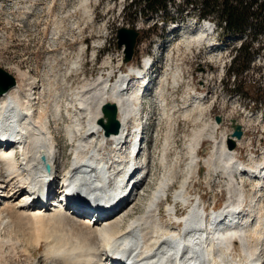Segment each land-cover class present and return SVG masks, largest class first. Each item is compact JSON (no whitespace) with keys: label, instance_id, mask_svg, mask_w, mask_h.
I'll list each match as a JSON object with an SVG mask.
<instances>
[{"label":"bare ground","instance_id":"6f19581e","mask_svg":"<svg viewBox=\"0 0 264 264\" xmlns=\"http://www.w3.org/2000/svg\"><path fill=\"white\" fill-rule=\"evenodd\" d=\"M200 26L202 29L193 36L197 42L204 41L212 30V24L208 21H203ZM148 60L144 61L142 69L131 68L129 74L122 73L114 80L108 73L105 78L84 81L79 91L75 92L77 109L72 116L68 114L70 126L66 125L65 133L72 157L67 168L61 163L57 141L51 131V118H59V112L55 109L54 117L50 118L40 105L43 103L39 101L42 97L38 98L37 92H33L34 88L31 87L34 83L29 81L26 73L18 71L23 85L15 81L5 93L0 94V139L6 137V133L13 135L11 145L6 149L0 146V244H10L7 252L1 245L0 258L9 255L16 260L19 249L25 264H121L127 260L134 264H264V210L259 209L254 213L264 196L260 168L263 163L257 165L251 161L250 166L241 163L235 151L227 148V140L231 139L240 146L245 137L232 138L231 130H227L229 133L223 131L217 139L214 134L220 125L216 121L193 133L187 147L190 159L187 169L195 167L193 172L204 164L213 174L221 170L228 180V200L224 208L217 210L207 226L200 211L201 208L206 211L201 197L192 198L186 193L187 183L190 182L187 176L174 195L175 204L165 207L171 221L175 219L177 224L182 223L183 228L165 227L160 221L159 212L172 183L171 176L166 173L149 197L143 214L131 220L136 201L150 177V162L146 157L141 159L145 139L139 118L145 91L148 90L140 76L150 64ZM158 94L157 98L162 100L163 92L159 91ZM201 100L202 97L197 96L194 103L199 104ZM105 103L115 105L119 123L117 134L108 137L103 135L98 124L100 119L104 120L101 106ZM245 118L249 123L259 121L258 117L251 115ZM132 121L137 122L134 127L131 126ZM231 121L239 125L242 134H245L239 120ZM204 139L213 145L208 159L201 164L197 152ZM132 142L138 146L136 155H133L134 151L129 152L127 159L118 160L123 173L117 181L106 184V177L110 175L109 162L116 159L106 158V145L110 143L112 149H117L120 146L128 147ZM14 151H18V157H13ZM41 156L45 159L44 163L50 166L48 174L40 171L44 166L39 160ZM143 165L147 170L145 177L131 187L128 182L133 181L136 170L139 173ZM242 179L255 180L253 188L257 195L244 192L240 186ZM28 181L39 187L40 199L34 200L28 194L31 193L26 187ZM69 181L72 184L68 187ZM63 185L66 187L63 188ZM48 188H57L61 193L62 189L74 190H71L73 201L70 207L63 208L55 198L44 203V191ZM128 192L121 208L110 213L117 207V199ZM88 203H95L91 213L84 211V208L91 206ZM176 203L189 205L185 216L178 218L177 212L173 216ZM126 218L130 219L127 224ZM21 224L28 232L18 230L21 232L20 238L15 230L24 229L23 226L19 227ZM123 225L126 226L125 230ZM42 242L45 243L42 255L37 260L29 249H41ZM21 245L24 247L19 248Z\"/></svg>","mask_w":264,"mask_h":264},{"label":"rangeland","instance_id":"374dc122","mask_svg":"<svg viewBox=\"0 0 264 264\" xmlns=\"http://www.w3.org/2000/svg\"><path fill=\"white\" fill-rule=\"evenodd\" d=\"M18 1L0 0V6L8 10L0 16V68L22 85L19 72L26 73L29 81L34 83L31 87L33 92H37L38 98L42 97L40 105L50 118L54 117L55 109L59 112L58 119L51 118V131L64 168L72 159L70 143L65 136L68 116L77 109L78 101L74 96L84 81L105 78L108 73L114 75V80L131 68L142 69L145 60L153 63L151 76L155 77L147 85L139 117L145 139L141 159L146 157L150 162V177L136 201L131 220L143 214L149 197L166 173L171 176L172 183L166 193L169 196L160 204L159 212L165 227L183 228L182 223L177 224L175 219V222L171 221L165 207L175 204L174 195L187 176L190 177L187 195L192 198L200 196L206 210L224 208L228 200V180L221 170L213 174L204 164L193 172L195 167L187 169L190 160L187 147L193 133L211 122L215 123L216 116L227 123L232 119L239 120L243 124L245 138L251 139L252 149L257 150L256 158L264 159V135H261L264 130V50L255 53L250 60L249 57L241 58L247 64L244 68L235 64L234 70L240 74L234 80L228 77L229 63L243 38L220 39L214 31L204 41L197 42L193 36L202 29L201 22L195 21L191 15L183 19L179 17L180 10H185L181 0L168 7V15L174 21L166 23L155 16L144 18L133 11H125L124 6L131 0H20L22 3L13 7ZM122 28L139 32L132 60L127 64L123 63V49L117 48V35ZM255 42L260 48L264 38L258 37ZM159 91L163 92L162 100L157 98ZM197 96L202 97L199 104L194 103ZM250 115L258 117L259 121L249 123L245 117ZM132 122L134 127L137 122ZM222 127H218L214 134L217 139L223 132ZM259 140L263 146L259 144L256 149ZM243 144L235 148V153L247 163L245 165L250 166L251 162L246 158V148L250 145ZM212 145L208 139L199 145L197 154L201 164L208 159ZM104 155L117 161L129 157V154L126 158L116 155L110 143L106 145ZM250 158L253 159L252 156ZM254 163L260 165L264 161ZM254 184L255 180L244 179L240 186L244 185L246 193L251 194ZM262 198L255 207V214L259 209L264 210V196ZM181 204L174 205L178 218L185 216L189 209V205L184 209V204ZM129 220L126 218L125 224ZM24 224L19 227H24ZM18 230L28 232L25 227L15 231ZM17 235L21 238V232L18 231ZM43 244L39 247L41 249H29L34 254L33 258L40 259ZM1 245L5 252L10 250V244H0L2 249ZM17 254L19 258L16 260L9 255L4 257L5 260L1 257L0 264H25L19 249Z\"/></svg>","mask_w":264,"mask_h":264},{"label":"trees","instance_id":"16d2710c","mask_svg":"<svg viewBox=\"0 0 264 264\" xmlns=\"http://www.w3.org/2000/svg\"><path fill=\"white\" fill-rule=\"evenodd\" d=\"M180 18L191 15L197 21L209 20L214 23L216 33L223 39L244 36L245 40L234 50L228 69V77L238 78L240 71L234 70L235 64L245 67L241 58L251 57L264 50V43L256 47V39L264 38V0H181ZM176 0H131L124 6L125 11H133L144 18L155 16L160 22L174 21L168 15V7ZM185 14V15H184ZM155 23L154 25H156ZM264 79V77H263ZM247 95V93H246Z\"/></svg>","mask_w":264,"mask_h":264},{"label":"water","instance_id":"95a60500","mask_svg":"<svg viewBox=\"0 0 264 264\" xmlns=\"http://www.w3.org/2000/svg\"><path fill=\"white\" fill-rule=\"evenodd\" d=\"M139 36V32L129 29L122 28L118 31L117 35V48L123 49L124 59L123 63L127 64L132 60L134 46L136 40ZM15 84L14 77L0 68V94L5 93L9 87ZM101 113L104 120L100 119L98 124L104 131L105 136H109L110 134H117L119 131V123L117 120V111L116 107L113 104L105 103L101 106ZM215 121L217 123H221V117L216 116ZM233 132L231 134L232 138L240 139L242 132L239 125H236L234 121H231ZM227 148L229 150H233L235 148V142L231 139L227 140ZM44 161V158H42ZM45 170L49 171V166L45 165Z\"/></svg>","mask_w":264,"mask_h":264},{"label":"built area","instance_id":"2783aa9c","mask_svg":"<svg viewBox=\"0 0 264 264\" xmlns=\"http://www.w3.org/2000/svg\"><path fill=\"white\" fill-rule=\"evenodd\" d=\"M20 2L22 3V1L19 0L18 3H20ZM19 5H20V4H19ZM225 129H227V126L225 127ZM259 144H261V141H260V140L258 141V143H257V145H256V149H257V146H258ZM251 148H252V147H251ZM252 150H253V149H252ZM253 151H254V150H253ZM256 152H257V150L254 151V153H256Z\"/></svg>","mask_w":264,"mask_h":264}]
</instances>
